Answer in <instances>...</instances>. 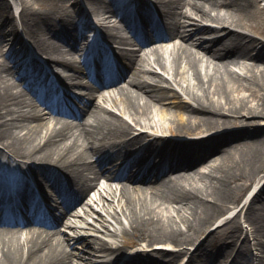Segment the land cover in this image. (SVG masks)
Here are the masks:
<instances>
[{"label":"bare ground","instance_id":"1","mask_svg":"<svg viewBox=\"0 0 264 264\" xmlns=\"http://www.w3.org/2000/svg\"><path fill=\"white\" fill-rule=\"evenodd\" d=\"M67 1L75 8L73 13L54 11L59 3L42 13L20 0L22 31L32 33L35 51L44 57L42 63L31 58L28 64L18 60L26 49H16L11 7L0 0V44L10 46L5 54L13 62L12 66L0 63V158H6L0 177L14 172L17 190L27 199L35 197L30 177L44 194L56 193L66 211L55 225L77 209L92 188L91 180L102 177L116 182L98 209L111 217L109 227L103 224L108 219L98 212L102 230L113 241L77 232L64 242L53 233V223L44 231L31 226L36 223L35 210L26 221L21 214L4 211L5 202L0 200V264H78L79 260L92 264L100 253L110 258L98 264H175L182 256L188 257L186 264L195 260L200 264L204 257L212 258L207 264H234L243 254L242 247L250 260L254 247L260 253L257 262L247 264H264V68L239 75L229 69L240 58L264 63V42L242 30L241 12L257 0H226L227 15L211 12L203 0H83L97 18L96 35L115 47L124 45L110 61L104 82L98 80L102 68L89 65L81 55L90 22L81 9L76 10L78 0ZM174 16L184 20L174 22ZM112 17L125 24L137 44L111 31ZM153 34L172 43L169 59L157 47L143 54L154 55L155 66L169 78L155 71L142 72L146 75L133 71L142 43L152 41ZM125 61L132 65L119 68ZM45 64L68 84L70 93L77 94L59 95L58 102L49 103L47 93L39 88L31 91L33 81L40 79L43 84L49 77ZM118 72L131 73L128 86L117 85ZM3 73L26 80L24 87L33 98L15 90L19 83L4 82ZM99 97L118 113L102 108L103 114H93L92 125L72 126L64 119L63 115L79 110L81 101L94 104ZM44 105L51 109L47 117L41 112ZM236 125L243 129L225 133ZM222 144L229 146L223 149ZM153 145L159 147L156 154L151 152ZM124 153L131 156L124 172L109 173L106 169L117 166L115 159ZM158 154L164 156L163 162ZM207 161L210 169L205 171L202 165ZM163 165H168L167 173ZM204 178L207 184L198 186ZM225 208L243 213L246 227L234 218H223L221 226L212 227ZM222 229L224 238L218 235ZM152 245L162 250L147 251ZM225 245L232 247L228 256L221 253L227 251Z\"/></svg>","mask_w":264,"mask_h":264},{"label":"rangeland","instance_id":"2","mask_svg":"<svg viewBox=\"0 0 264 264\" xmlns=\"http://www.w3.org/2000/svg\"><path fill=\"white\" fill-rule=\"evenodd\" d=\"M26 1L28 3V6L31 9L40 11L42 13L43 12H48V10H50L56 3H59V5H58L57 8L54 9V11H59L60 14H66L65 10H67L68 13H71V12L73 13V10L75 9L72 6H70L71 3L68 2L67 0H26ZM78 1H79V5H78V7H76V10H78V8H79V10L81 9V12L85 16V18H87V20L90 22V25H91V28H92V29H90V31L97 32V30H99L98 23L96 22L97 18L92 13L90 14V12H89L90 6L85 4L83 0H78ZM203 1L205 2V7L207 9H209L213 13H218V14H222V15L225 14V13H226V15H227V13H230L229 8L225 6L226 0H203ZM7 3L11 7V10H13L12 13H14V19H15V21L17 23L18 22L17 18H23V16H22V8H23L22 4L20 3V0H7ZM241 13H242V23H243V27H244L242 30L245 31L246 33H248L249 35L253 36L257 40L264 42V0H257V4H254V5L250 6L248 9L242 11ZM77 14H79V13L77 12ZM12 17H13V15H11V19H12ZM28 17H33V16L31 14H28ZM76 19L80 20V17H78V18L76 17ZM172 20L174 22H176V20H179V17L178 16H174ZM111 23H109V24H111V25H109V27H110V29H112L111 31L113 33H115L116 35H119V36H127V37H129V33L127 32V30L125 29L123 24L121 22H119V20L116 17H112L111 18ZM36 25L40 26V22H37ZM90 31L88 32L89 36H91L93 34V32H90ZM30 36H31V33H30ZM32 39H33V37L31 36V39L28 42L29 43V48L31 50H33V55L38 60H40V61L42 60L41 62H44L43 61L44 57H42V55L40 56V54L35 51V48H36L35 46L36 45L33 42L34 39L33 40ZM100 40L103 41L105 44L106 43L109 44V42L107 41L108 40L107 38L102 37V38H100ZM176 40L179 41L180 37L176 36ZM161 45L164 48L163 49L164 51H162L161 53H163V55H164V57L166 59H169L168 57L171 54V52H170V50H171L170 48L171 47L170 46H172V43H166L165 41H163V42H161ZM261 45H262V43H261ZM5 46L6 45L0 44V63L5 61L8 64V66H12L13 62H10L8 60V58L6 57L5 52L7 51V49H6ZM81 46H83V44H81ZM187 46L190 47L192 50H197V48H195L193 46H190L189 44ZM153 56L154 55H150V58H149V60L152 63V66H150L148 68H144V69L148 70V71H155L157 74L163 75V76L169 78L167 74H165L164 72H162L159 68H157L155 66L154 57ZM21 58L24 59V56H22ZM147 59H148V57H147ZM44 66L47 67V68L50 67V66H47L46 64ZM253 68H254L256 73L261 72V68H264V63H262L261 61L254 62V61H252L250 59L240 58V59H238L237 64H230V66H229V69H232L237 75L245 74L247 72V69L252 71ZM248 74H250V73L248 72ZM142 75H146V74L142 73ZM2 76H3V81L4 82H7V81L8 82H13L14 81L15 83H19V86H16L15 90H22V91L27 93L26 94L27 97L33 98V96L30 94L33 89L31 91H29L28 86H27V88L24 87V85H26V80L23 81V79L22 78H18L17 75L13 79V78H11V76H9L6 73H3ZM60 80L61 79H57L56 81L59 83ZM31 88L36 89V86L34 85V83H33ZM133 88L131 86V89H133ZM242 94L245 95L247 93L242 92ZM254 102L255 101H252L251 103H254ZM102 105L104 107H107V109L109 111H112L114 113H118L116 111V109L113 108V106L109 102L102 103ZM172 105H173V103L170 104V106H172ZM164 106H169V105L166 104ZM41 112L43 114H47L45 117L48 116L47 110L42 109ZM183 113H186V112L183 111ZM100 114H103V112L101 110H97L96 116L97 115L99 116ZM156 114H157V112H156ZM123 117L125 118V120L131 126L133 125L136 129H138V127L129 118H127L124 115H123ZM156 118H157L156 116L153 117V119H155V120H156ZM256 126H258V125H256ZM227 129L228 130L225 133H228L229 130L233 132V131L238 130V129H243V127L241 125H236V126H232L230 128H227ZM147 132H151V130L148 129ZM241 139H244V137L237 138V141H240ZM234 143H236V142H231V145H233ZM228 146H229V144H222L221 148H223V149L224 148H228ZM5 160H6V158L4 156H2L0 158V168L5 163ZM8 178H9L8 181L13 183V182H16L17 176L15 175L14 172H11V173L8 174ZM30 179H32L34 181L33 178H30ZM6 180H7V176L5 178H3V179H0L1 184L4 185L6 183ZM206 180L207 179L204 178L203 180L197 182L196 184H198V186L206 185L207 184ZM34 183H35V181H34ZM105 183H106V180L100 179L99 182H98V185H96V182H93V184H92L94 186V188H92L93 191L91 192V196H94L96 198V200L93 201L92 205H93V209H97V213L94 212L91 208L90 209L87 208V205L83 204V205H81V207L84 208V209L82 211L79 209L80 210V212H79L80 215L78 216V214H75L72 218L74 219L75 224L80 225V227H86L85 230L79 229L81 234L82 233L83 234L87 233V234H90V235H96L98 237H101L105 241H109L110 240V242H111V241H113L111 234L109 232L103 231L102 230V226H100L102 224V222L100 221V219L98 217V212H99L98 209H100V207H101V202L99 200L104 199L106 197L104 195H107V193L110 194L112 188H114L116 185L112 184L110 186V185H105ZM98 191H101L102 194L97 196L96 192H98ZM15 192H17V191H15ZM100 197H102V198H100ZM245 199L246 198L244 197L243 199H241V201L243 202V201H245ZM225 210H226V212L224 214H222V216L219 219H216V222L212 225V227H216L218 225L221 226V224L224 222L223 218H231V219L234 218L233 220H237L238 223H241V225H244V226L246 225L243 222V213H239L238 209L227 211V208H225ZM83 211H85L86 214L83 213ZM99 213L101 215L104 214L105 219H108V220L103 221V224H105L106 226L110 227L111 224L109 222L111 221V217L108 216L103 211L102 212L100 211ZM259 216H260V214L258 215V218H259ZM98 228H100L101 231L100 230L97 231L96 229H98ZM68 231H70V233L73 232V230H68ZM218 232H219L218 235H219L220 238H224L225 237V236H223V232H224L223 229L221 231H218ZM207 233L208 232H206L203 235V237H202L203 239L207 235ZM59 236L58 237L64 242L68 238V237H66L64 235L63 236L59 235ZM127 236H129V235H127ZM72 237H74V236H72ZM129 237H131V236H129ZM241 239L242 238L238 239V241L236 242L237 247H239ZM116 242L118 243L117 240H116ZM78 246H80V245H78ZM225 246H227V249H226L227 251L226 252H222L221 251V253L224 256L225 255L228 256L232 247H229L228 245H225ZM151 247L152 248L147 247L146 248L147 251H150V250H152V251L162 250V249H159V248L157 249V245H152ZM80 248H81V251L86 252V248L85 247H81L80 246ZM190 248L192 250V249H194V246H190ZM241 249L243 250V254L242 255L240 254V256L237 258V261L234 264H247V263L251 262L248 259L249 253L245 250L244 247H242ZM257 249H258V247H257ZM129 250L133 251V249H129ZM254 254H256L255 251H254ZM101 255H103V253H100L98 256L95 255V257L92 259L93 262L98 264V263H100V261H103V260H106V259L110 258V255L109 256H104V257H102ZM126 257H127L126 255H123V258L126 259ZM123 260L124 259H121L120 261L122 262ZM187 260H188L187 256H182L175 262V264H186ZM209 260H212V258L209 257V258L206 259L204 257V258L201 259L200 264H207L209 262ZM195 261L193 262V264H197V261L196 262ZM83 263L84 262L81 261V260L78 261V264H83Z\"/></svg>","mask_w":264,"mask_h":264}]
</instances>
